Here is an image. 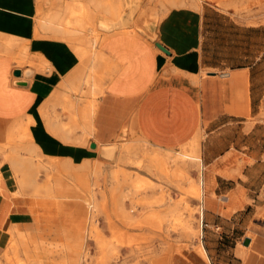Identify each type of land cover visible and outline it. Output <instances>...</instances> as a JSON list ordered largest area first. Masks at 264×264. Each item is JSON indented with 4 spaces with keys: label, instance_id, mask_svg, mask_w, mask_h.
I'll return each instance as SVG.
<instances>
[{
    "label": "crops",
    "instance_id": "1",
    "mask_svg": "<svg viewBox=\"0 0 264 264\" xmlns=\"http://www.w3.org/2000/svg\"><path fill=\"white\" fill-rule=\"evenodd\" d=\"M17 1L18 12L29 20L24 10L30 2ZM244 2L203 0L198 8L171 7L156 23L144 1L128 19L130 24L110 32L99 46L115 67L97 97L88 147L96 142L109 145L123 127L164 151H177L200 136L201 191L209 200L206 212L215 217L246 205L250 159L264 173V0L247 1L260 4L253 12L243 10ZM14 63H0L3 121L29 111L33 97L28 93L37 82L31 68ZM14 70L20 74L13 76ZM51 82L45 81L47 88H55ZM83 153L82 158L90 156ZM216 195L224 200L215 202ZM24 215L10 197L0 195V246L9 237L8 227L18 230L17 225L26 224ZM248 239V245L242 244L243 238L237 250L239 264H264V236ZM193 259L201 261L196 255ZM176 264L195 263L178 259Z\"/></svg>",
    "mask_w": 264,
    "mask_h": 264
},
{
    "label": "bare ground",
    "instance_id": "2",
    "mask_svg": "<svg viewBox=\"0 0 264 264\" xmlns=\"http://www.w3.org/2000/svg\"><path fill=\"white\" fill-rule=\"evenodd\" d=\"M36 1L39 4L36 5L34 11L38 13V16L36 21L34 20L35 24H31L30 19L24 18L18 12L19 1L0 0V63L5 62L6 59L16 62L22 59L29 61L32 59V70L37 79V82L31 81L30 93L28 94L33 97V103H31L29 111L14 120L6 122L0 120V125L7 124L5 129H0V135L4 133L6 138L5 142L0 145V157L2 160L0 163L5 164V167L2 168L4 171L2 176L5 177L0 179V193L11 192L14 195L28 194L36 197L54 198L61 219L66 220V218L73 217L74 220L76 211L74 214L65 208V204L70 197V187L67 181L74 182L79 187L85 186L84 180L87 175L84 170L89 169V174H94L98 172L99 164H105V162L112 166L115 165V170L109 172V178L113 180L112 189L121 187V184L127 180L129 181L124 171L122 173L120 167L116 166L117 163H121V165L122 163L129 164L134 160L135 146L132 145V142V144H128L129 141L126 140L128 132L125 127L121 129L119 135L109 145H99L96 142L94 148L89 147L91 150L87 152L88 155H99L104 160H98L97 164L93 165L82 157L84 156L83 149L88 146L92 135L91 120L97 108V97L103 90V80L115 67L108 56L103 53L104 51L102 52L99 49V46L110 32L123 27L122 24L124 22L121 23V18L124 10L128 9L132 17L139 0H119L118 2L113 0H65L63 2L65 3L64 5H58L59 0ZM160 1L169 2V0ZM168 2L166 4L169 5L171 1ZM186 3L189 2H185V5ZM177 4L176 2L175 5L177 6ZM161 5L165 6L164 3ZM183 5L180 6L183 7ZM191 5L193 8L199 7L196 1H192ZM165 7H162L163 10L167 8ZM40 10H44V12L40 13ZM140 14L144 16L145 13L141 10ZM152 18L153 21L156 20V23L159 22V16H152ZM144 24H146V21H144ZM130 30L135 32L134 27H131ZM52 77L54 79H51ZM47 80L55 82H51L53 86L56 84L55 88H47L48 86L46 87L45 85ZM17 92L19 93V91ZM23 97L25 98V96ZM14 104L17 105L16 103ZM35 106L36 111L28 114ZM6 107L9 108L8 106ZM23 116H27L25 117L27 118L26 121H23ZM62 116L66 118V122L61 121ZM133 136L136 142H140L141 146L146 144L135 134ZM199 139L200 136H195L189 144L181 147L180 151L177 150L176 154L160 148H152L151 157L147 159V168L154 170L160 179L170 181L174 178L176 183L180 182L182 177L189 180L186 177L188 168L199 167ZM138 143H136L137 146H139ZM100 152L103 157L100 156ZM42 159H45V163L41 161ZM78 160L83 162L80 161L81 163L78 162V164L74 162V165L72 161ZM170 162L179 163L173 173H169L168 170L167 164ZM41 171L51 176V179H45L44 181L40 179L39 174ZM120 174L121 176L116 181ZM151 187L153 185L145 179L137 178L130 183H126L125 188L128 191L126 193L121 192L120 196L127 199L130 196L138 195L140 190ZM188 193L192 194L194 198L200 196L199 188L195 182L190 185ZM74 196L75 199H80V196ZM121 198L118 200L120 206L122 203ZM87 200L88 204L93 203L92 195L89 194ZM151 200L141 203L149 207H158L164 201L163 199L162 201ZM80 203L78 202V205H81ZM179 203L186 205L184 199L180 200ZM179 203H176L177 206ZM192 211L189 212L187 219H182L178 214L176 215L172 212L163 214L160 219L167 217L166 221L168 222V224L164 225V229L163 225L157 221L158 217L152 215V217L150 216L152 223L144 227L152 235L164 237L169 228L181 226L192 237L194 235L193 230L190 228L193 219ZM77 217L80 219L79 223L68 224L67 221L66 225H63L65 222H61L60 230L63 241L53 245L57 252L59 251V253L64 255L65 260L62 264H85L88 261L87 239L93 240L96 248L104 256L105 252L108 251L113 253L112 256L118 254L117 251L110 248L109 242H106L101 231L95 228L84 229L86 225L83 226L81 224L85 218L84 213L78 212ZM119 217L128 219L129 215L122 208H119ZM106 218H108L107 214ZM106 227L110 232L115 231V228H117L109 221ZM6 233L9 235L8 238L12 237L15 239L11 248L12 252H16L17 247L27 245L28 241L25 239V235H22L13 225L8 227ZM126 242L127 244L130 243ZM162 242L163 240L161 239L159 244L161 245ZM36 249L37 247L34 246L33 250L35 251ZM145 249L149 251L152 247L148 245ZM129 250L130 252H136L139 249L131 246ZM195 250L203 260L206 258L205 250L202 246L196 247ZM34 253L36 254V252ZM107 255L110 256L109 254ZM102 261L100 260L101 263H104ZM33 264H36V262H33Z\"/></svg>",
    "mask_w": 264,
    "mask_h": 264
},
{
    "label": "rangeland",
    "instance_id": "3",
    "mask_svg": "<svg viewBox=\"0 0 264 264\" xmlns=\"http://www.w3.org/2000/svg\"><path fill=\"white\" fill-rule=\"evenodd\" d=\"M28 1L30 2L28 5L29 7L24 10V12L27 11V13L31 15V18H29L31 20L30 22L31 24H35L34 20L36 21L38 13H35L34 9L39 3L37 4L36 0ZM64 1L65 0H59L58 5H64ZM113 1L118 2L119 0ZM144 1L152 7L154 14L153 17H161L171 7H181L184 4L183 7L193 8L191 7L192 1H196L199 6V2H202L203 0H184V2L183 0H173L174 2L169 0V2L171 1L170 3L168 1L161 2L160 0H139L135 11L144 3ZM244 1L243 10L245 12H253L255 10L254 7L260 5L259 3L247 4L248 0ZM167 2L169 5L166 4ZM176 2L181 6L178 4L176 6ZM185 2H189L186 3V5L188 4L187 6L185 5ZM162 3H164L167 8L162 6ZM162 7H165L166 9L163 10ZM125 9L127 8L125 7ZM39 12L42 13L44 10H40ZM124 13L125 11L122 12V15ZM154 22H156V20ZM7 61L10 60L6 59L5 62ZM32 62V59L30 61L22 59L19 62L15 61L14 64L20 68L25 67L33 69ZM33 76L36 79L35 73H33ZM51 79L54 78L52 77ZM35 111L36 106L28 114H32ZM21 115L23 114L10 117L8 120H14L21 117ZM25 117L27 116L22 117L23 121L27 120ZM64 119L66 118L62 116L61 120L64 121ZM6 127L7 124L0 125L1 130ZM133 134L134 133L128 134L126 140L129 141L128 144L132 142L133 144H131L135 146V155L133 157L135 161L132 160L129 164H116V166L118 165V167H120V171H122V173L124 171V174L127 175V178L129 179V181H124L125 183L121 184V187L112 189L113 180L109 178V172L115 170V165L112 166L106 162L105 164H99L100 167L98 172L94 174H89V169L86 171L84 170L87 175L84 180L85 186L79 187L76 186L74 182L67 181L70 187V197L65 204V208L69 210V212L72 211V213L76 211V214L74 213L76 215V217L74 215V220L73 217H70L71 219L66 218V220L61 219L54 198L42 196L36 197L28 194L14 195L11 192L0 193V195L10 197L12 201L16 203V206H20L21 209L24 210L26 224L17 225V227L18 231L22 235H25V239L28 241L26 246L17 247L16 252H12L11 248L15 239L12 237L7 239L4 244L0 246V264H33V262H36V264H62L65 260L63 257L64 255L59 253V251L57 252L53 245L63 241V236L60 233V227L62 226L63 221L65 222L63 225H66L67 221L68 224L79 223L80 219L77 217L78 212H82L85 215V218L81 223L83 226L86 225L84 229L89 230L95 228L101 231L106 242H109L108 244L110 248L118 253L117 255L112 256L113 253L108 251L105 252L104 256L102 255L103 253L96 248L93 240L87 239L86 251L88 252V261L85 264H97L100 260H103L102 262H104H100L101 264H176L178 259L185 260L186 263L193 262L195 264H239L237 250L242 248V239L248 237L253 238L257 235L264 236V173L262 172V168L258 164H251L252 159H250L249 172L246 174L248 177V182L246 183V185H248L246 205L237 212H231L223 217H215L206 212L208 210L207 205L209 200L207 196H202L199 178L204 166L201 163V158L198 163L199 167H189L186 174V177L191 181V184L192 182H195L199 188L200 196L194 198L192 194L188 193L191 185L189 180L182 177L181 181L176 183L174 178L170 181L160 179L154 170L147 168V159L151 157L152 148L147 144L141 146L140 142H136ZM5 140L6 138L3 133V135H0V145L3 144ZM135 142L138 143L139 146H137ZM72 148L76 149L74 147ZM84 149L83 151L89 152L88 146H85ZM178 151H180V149ZM178 151L169 152L176 154ZM86 160L93 165L97 164L98 160L100 161L99 158L92 157L91 155L87 157ZM41 161L45 163V159H42ZM80 161L81 160L72 162L73 164L74 162H77L78 164ZM0 162H2L1 157ZM77 164L76 166H78ZM167 166L169 173H173L175 168L179 166V163L170 162ZM4 167L5 164H1L0 179L5 177L2 176L4 173L2 168ZM119 176H121V174L118 175L116 181L119 179ZM39 178L44 181L45 179H51V176H48L45 172L41 171ZM137 178L145 179L153 185V187L140 190L138 195L133 197L130 196L127 198L128 200L126 197L124 199L120 196L121 192L126 193L128 191V189L125 188L126 183H130ZM73 193L74 195L80 196V199H75V196L72 195ZM88 193L93 197V203L91 204H88ZM120 198L122 202L121 206L118 201ZM212 198L217 203L224 200V196L216 195L212 196ZM162 199L164 201H162ZM183 199L186 201L185 206L179 203L180 200ZM147 200L162 201V205L158 207L142 205V203ZM78 202L81 205H78ZM132 203H134V205H132ZM176 203H179L178 206ZM119 208H122L123 211L128 213V219H122L119 217ZM190 211L193 212V219L190 225V228L194 233L192 237H190L181 226L169 228L166 234H164V237L152 235L151 232L144 227L152 223V219L150 218L152 215L158 217L157 221L163 225L164 229V225L168 224V222L166 221L167 217L160 219L163 214H170L169 212H172L173 214H178L182 219H187ZM106 214L108 218H106ZM205 220H213L216 224L210 223L206 226L205 224L207 223H205ZM106 221H109L110 223L112 222L117 227L115 228V231L110 232L107 230ZM161 239L163 242L160 245L159 242ZM126 241L130 243L127 244ZM148 245L152 247L149 251L145 249ZM34 246L37 247L35 251L33 250ZM131 246L138 247L139 250L136 252H130L129 249ZM198 246H202L205 250L206 258L204 260L195 250ZM33 251L36 252V254ZM194 255L200 257L201 261H195L193 259Z\"/></svg>",
    "mask_w": 264,
    "mask_h": 264
},
{
    "label": "water",
    "instance_id": "4",
    "mask_svg": "<svg viewBox=\"0 0 264 264\" xmlns=\"http://www.w3.org/2000/svg\"><path fill=\"white\" fill-rule=\"evenodd\" d=\"M124 18H127V19H124ZM131 18V13H130V11L127 9L126 10V12L122 15V21H121V23L122 22H124V24H122V26H127V25H129L130 24V22H128V19H130ZM150 40H153L152 38H149ZM155 45L160 49V50H162L163 52H165V53H168L166 50H165V48H163L160 44H158V43H155ZM20 74V71L19 70H14L13 71V76H18ZM30 74V71L29 70H27V71H25L24 72V75L25 76H28ZM90 147L91 148H94L95 147V144L94 143H91L90 144ZM100 156L101 157H103V155H102V153L100 152ZM105 157V156H104ZM107 158V157H106ZM111 158V157H110ZM248 242H249V239L248 238H244V240L242 241V244L244 245V246H246V245H248Z\"/></svg>",
    "mask_w": 264,
    "mask_h": 264
}]
</instances>
